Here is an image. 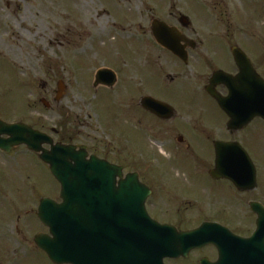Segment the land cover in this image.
Wrapping results in <instances>:
<instances>
[{
	"label": "flooded vegetation",
	"instance_id": "af4514ba",
	"mask_svg": "<svg viewBox=\"0 0 264 264\" xmlns=\"http://www.w3.org/2000/svg\"><path fill=\"white\" fill-rule=\"evenodd\" d=\"M162 10L158 20L154 18L153 25H168L177 30L181 35L177 47L182 55H175L158 45L160 50L180 65L193 67L198 72L196 76L208 77V82L202 88L197 85L174 86L178 80L176 73L172 75L162 69V80L166 78L168 85L154 91L157 95L145 93L144 96L134 92L140 98L137 107L146 117V121L142 118L138 121L137 128L141 131L136 128L134 140L142 139L143 133L163 147L165 141L174 140L178 145L175 155L182 153L190 157L179 158V163L184 160L183 165L130 167L112 163L89 149L88 152L120 167L125 179L127 175L137 174L145 190L144 195L148 194L145 202L147 211L154 220L174 227L179 233L196 231L204 226V239L199 243L193 239V243L199 246L186 257L166 259L165 264H264V189L259 188L263 176L261 167L255 163V159L258 163V156L246 150L254 166L252 170H256V188H252L253 173L238 171L241 160L234 151L222 161L221 174H214L217 170L215 144L238 142L233 139L227 141L223 137L243 133L255 120L246 129L230 130L227 114L209 92L214 90L223 97H228L231 90L250 89L255 92V71L264 79V37L255 38V25L264 22V0H186L181 11L172 12L168 7H162ZM255 15L262 19L261 22L255 23ZM217 74H222L221 80L213 89L212 78ZM134 93H129V97ZM145 98H153L162 104L149 110L144 107ZM128 99L130 101L131 98ZM2 100L1 96L0 122L22 123L43 132L33 121L32 101L23 105L19 112L18 107L3 109ZM209 102L220 110L222 116L218 120L208 118L211 114L207 107ZM5 112L14 119L4 117ZM216 123L218 125L214 129ZM53 132L59 134L57 130ZM26 135L30 140V133ZM11 138L0 133V221L15 220L9 231L0 230V264H55L38 248L36 239L39 235L51 237L49 229L38 217V210L44 198L61 202L60 185L57 183V197H37V203L35 160L50 169L41 160L40 154L27 145L5 143ZM206 140L210 143L209 151H206ZM53 142L83 145L71 139H53ZM44 147L51 148L50 145ZM181 149L185 153L180 152ZM192 165H196L198 174L207 179L202 197H195L192 189L183 185L178 173V170L182 174L188 173ZM183 206H186L184 210ZM188 206H199V209L202 206V214Z\"/></svg>",
	"mask_w": 264,
	"mask_h": 264
},
{
	"label": "rangeland",
	"instance_id": "374dc122",
	"mask_svg": "<svg viewBox=\"0 0 264 264\" xmlns=\"http://www.w3.org/2000/svg\"><path fill=\"white\" fill-rule=\"evenodd\" d=\"M71 1L0 0L2 108L18 107L21 112L23 105L32 101L33 121L43 130L40 132L54 140L71 139L88 146L91 153L112 163L130 167L183 165L184 160H178L188 154L175 155L176 141H165L163 147L145 133L142 139L134 140V135L138 121H146L137 107L140 98L135 93L157 95L154 91L168 85L166 78L162 80V69L176 73L174 86L202 88L208 82V77L196 76L198 72L193 67L180 65L161 51L153 35V23L162 7L181 11L186 0H84L89 3L87 12L77 11ZM127 1L133 2L132 7ZM261 20L255 15V23ZM21 36L26 40L20 41ZM262 37L264 22L255 25V38ZM100 69L115 72L118 83L112 88L94 87ZM60 83L65 95L56 101ZM129 93L134 94L129 97ZM207 107L209 119L222 116L212 103ZM8 116L14 119L5 112L4 117ZM223 139L236 140L251 155L258 156L255 163L261 167L263 180L259 188L263 190L264 121L256 120L243 133L228 134ZM204 143L206 151L211 150L208 140ZM35 162L36 198L57 197L59 185L54 177L45 165L37 159ZM195 166L188 173H178L183 185L192 189L195 197H202L207 179L198 174ZM187 208L198 209L201 214L203 211L202 206ZM14 221L1 220L0 230L9 231Z\"/></svg>",
	"mask_w": 264,
	"mask_h": 264
},
{
	"label": "water",
	"instance_id": "95a60500",
	"mask_svg": "<svg viewBox=\"0 0 264 264\" xmlns=\"http://www.w3.org/2000/svg\"><path fill=\"white\" fill-rule=\"evenodd\" d=\"M153 31L162 46L176 55H182L177 47L181 37L177 30L166 25H155ZM237 61L242 62L240 59ZM221 76L217 74L213 77V89ZM96 79L97 85L113 86L116 83L108 70L99 71ZM58 89V96L62 98L65 88L60 84ZM209 92L230 118V130L245 129L257 118L264 120V80L256 72L255 92L250 89L231 90L228 97L214 90ZM159 105L151 98L144 99V107L149 110ZM0 126V133L12 137L9 145L26 144L40 154L61 185L62 203L45 199L39 210L40 220L50 229L53 238L39 236L36 240L40 249L55 263L164 264L167 258L187 256L204 239V226L193 232L179 233L175 228L151 219L145 207L148 194L144 195L145 190L136 175H129L124 180L121 168L90 156L86 148L77 150L75 146L53 144L47 135L28 126L3 122H0ZM28 133L30 140L26 135ZM44 144L50 145L51 150L43 149ZM215 148V176L221 174L222 161L234 151L241 160L238 171L253 173L252 188H256V170H252L253 163L240 144L216 143ZM117 178H121L119 186ZM193 239L198 243H193Z\"/></svg>",
	"mask_w": 264,
	"mask_h": 264
},
{
	"label": "bare ground",
	"instance_id": "6f19581e",
	"mask_svg": "<svg viewBox=\"0 0 264 264\" xmlns=\"http://www.w3.org/2000/svg\"><path fill=\"white\" fill-rule=\"evenodd\" d=\"M129 4L128 6L132 7L133 2L127 1ZM71 4L74 6V8L79 12H87V8L89 7V3L84 2V0H72ZM37 36V35H36ZM26 38L24 36H21L20 41H25Z\"/></svg>",
	"mask_w": 264,
	"mask_h": 264
}]
</instances>
